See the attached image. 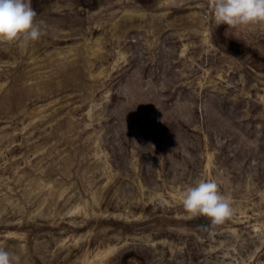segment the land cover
I'll return each instance as SVG.
<instances>
[{"label":"rangeland","instance_id":"374dc122","mask_svg":"<svg viewBox=\"0 0 264 264\" xmlns=\"http://www.w3.org/2000/svg\"><path fill=\"white\" fill-rule=\"evenodd\" d=\"M0 43V246L22 264H264V31L208 0H32ZM217 181L208 234L181 193Z\"/></svg>","mask_w":264,"mask_h":264},{"label":"clouds","instance_id":"9594fccd","mask_svg":"<svg viewBox=\"0 0 264 264\" xmlns=\"http://www.w3.org/2000/svg\"><path fill=\"white\" fill-rule=\"evenodd\" d=\"M208 6L210 19L217 27L225 25L226 31H264V0H208ZM45 34V22L37 19L32 0H0V43L27 47ZM181 203L190 217L202 216L209 220L210 236L214 235L212 230L235 214L232 201L220 191L214 179L200 180L185 188ZM0 264H22V257L0 246Z\"/></svg>","mask_w":264,"mask_h":264}]
</instances>
